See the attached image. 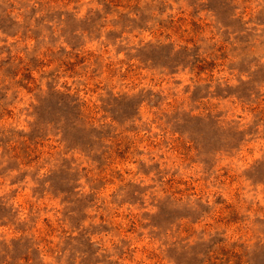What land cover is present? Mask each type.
I'll list each match as a JSON object with an SVG mask.
<instances>
[{
    "label": "clouds",
    "instance_id": "obj_1",
    "mask_svg": "<svg viewBox=\"0 0 264 264\" xmlns=\"http://www.w3.org/2000/svg\"><path fill=\"white\" fill-rule=\"evenodd\" d=\"M221 248L264 264V0H0V264Z\"/></svg>",
    "mask_w": 264,
    "mask_h": 264
},
{
    "label": "rangeland",
    "instance_id": "obj_2",
    "mask_svg": "<svg viewBox=\"0 0 264 264\" xmlns=\"http://www.w3.org/2000/svg\"><path fill=\"white\" fill-rule=\"evenodd\" d=\"M113 2H114V3H120L121 0H113ZM130 2H131V0H129V3H130ZM183 19H184V18L181 17V18H180V21H177V22H174V23H176L177 25H179L180 22L183 21ZM190 23L195 24L194 21H190ZM179 30H180V29H179V27L177 26V27L175 28V31L179 32ZM189 42H191V39H190ZM221 47H223V46H221ZM50 62H51V61H49V63H50ZM210 63H211V62H210ZM68 67H72V65H68ZM23 71H24L25 78H27V76H28L27 69L25 68ZM129 71H131V69H130ZM38 143H39V142H38ZM43 146H44V145H43L42 143H40V147H43ZM14 150H15V149H14ZM29 150H31V151H33V152L35 151V147H34L30 142H29L28 144H26V145L20 147L19 152L27 153ZM124 150H126V149L121 150V149L119 148V144L117 145V151L120 152L121 155H122V152H123ZM18 154H19V153H18ZM168 183H169L170 187L173 186V182H172V180H169ZM228 215L231 216V213H229ZM227 218H228L227 216H225V217H217V219H227ZM101 219H103V217H101ZM44 223L47 224V220H45ZM220 255H223V256H230L231 258L234 259V264H240V256L242 255V253H241V252H237V251H233V250H231V249L221 248V249L219 250L218 253H213V258H212V262H211V264H219V256H220Z\"/></svg>",
    "mask_w": 264,
    "mask_h": 264
}]
</instances>
